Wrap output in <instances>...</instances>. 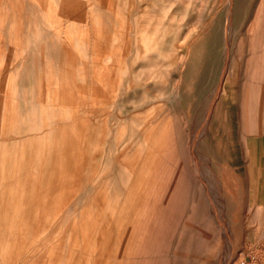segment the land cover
<instances>
[{
    "label": "rangeland",
    "instance_id": "1",
    "mask_svg": "<svg viewBox=\"0 0 264 264\" xmlns=\"http://www.w3.org/2000/svg\"><path fill=\"white\" fill-rule=\"evenodd\" d=\"M231 252L264 264V0H0V264Z\"/></svg>",
    "mask_w": 264,
    "mask_h": 264
},
{
    "label": "bare ground",
    "instance_id": "2",
    "mask_svg": "<svg viewBox=\"0 0 264 264\" xmlns=\"http://www.w3.org/2000/svg\"><path fill=\"white\" fill-rule=\"evenodd\" d=\"M256 163V161L254 160V159H252V158H250V160H249V164H248V168L250 169L252 166H254V164ZM78 186H80V185H78ZM78 186L76 185L75 186V188L77 187L78 188ZM81 187V186H80ZM76 188V190H78ZM74 189V188H73ZM72 189V190H73ZM76 190H75V194L73 195L74 197L76 196ZM78 193V192H77ZM223 194V193H222ZM73 199L71 198V201H72ZM73 206V205H72ZM240 262H241V260H240V258H238L237 259V257H236V254L233 252H231V254H229L228 255V257H226L225 258V260H224V263L223 264H240ZM244 264V263H243Z\"/></svg>",
    "mask_w": 264,
    "mask_h": 264
}]
</instances>
